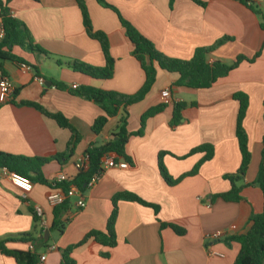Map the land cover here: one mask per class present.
<instances>
[{"label":"crops","instance_id":"obj_1","mask_svg":"<svg viewBox=\"0 0 264 264\" xmlns=\"http://www.w3.org/2000/svg\"><path fill=\"white\" fill-rule=\"evenodd\" d=\"M92 27L104 32L109 41V53L115 60L110 79L94 78L74 71L68 63L84 61L104 66L105 55L98 40L91 38L83 24L82 12L75 0H12V14L29 28L35 43L49 55L31 53L14 47V52L32 65L23 69L20 63L2 62L5 75L14 83L16 103L36 101L51 112L64 114L78 129L81 140L67 163L56 160L44 165L48 183H34L32 192L24 198L22 192L0 169V239L32 234L41 238L49 231L47 253L43 264H61L62 250L79 242L90 230H105L112 210V197L128 191L138 195L153 207L136 201H118L116 220L117 244L107 248L88 241L76 247L71 256L76 264H233L240 244L231 237L246 233L250 217L263 210V193L258 185H246L242 200L224 201L217 195L227 192L231 183L224 176L235 173L241 163L236 136L239 102L233 94L244 92L249 104L243 125L248 134L251 162L245 183L256 180L264 149V30L260 16L238 0H105L116 7L156 48L164 54L190 59L199 47L230 37L226 43L207 55L209 62H233L244 55L252 62L242 61L227 76L209 88L194 89L176 86L178 74L159 69L154 84L145 97L128 107L127 129L130 133L126 153L131 159L128 168H108L93 186L82 193L86 206L77 208V197L56 222L63 231L52 228L54 208L47 201L54 178L65 172L77 174L75 163L90 145L111 140L119 125V116L109 118L99 134L92 130L102 110L92 100L71 92L73 85L93 86L132 94L138 91L145 74L134 57L133 45L121 26L118 14L98 0H85ZM264 12V0H253ZM2 34L0 17V38ZM58 61L61 64H58ZM63 82L60 89L41 83ZM74 89V88H73ZM168 90L172 100L196 102L183 111L177 125H171L173 103L148 119L144 135H134L140 127L141 115L150 107L164 102L162 91ZM71 133L56 121L30 106L0 102V151L26 157H47L66 150ZM201 145H211L214 156L205 161L195 175L168 185L160 174L158 154L172 178L192 170L204 153L189 152ZM185 156V157H184ZM42 207L43 216L34 221L30 207ZM162 223H173L184 229L178 234ZM221 231L222 236L211 235ZM42 239V238H41ZM51 246L55 248L49 250ZM12 249H29L30 244L10 241ZM109 252L108 257L102 253ZM0 264H17L0 251Z\"/></svg>","mask_w":264,"mask_h":264},{"label":"trees","instance_id":"obj_2","mask_svg":"<svg viewBox=\"0 0 264 264\" xmlns=\"http://www.w3.org/2000/svg\"><path fill=\"white\" fill-rule=\"evenodd\" d=\"M10 1L12 0H0V17L3 31V36L0 38V73L5 75L2 62L9 60L30 65L33 67L36 74H38L37 66L30 64L26 59L16 54L14 52V47L18 46L31 53H43L49 55V52L34 42L28 26L12 14L9 7ZM75 1L82 12L83 24L86 28V32L91 38L98 40L101 44L105 55V65L93 66L80 60H73L69 62L68 65L74 71L87 74L91 77L110 79L114 74L115 60L109 53L108 37L104 32L93 29L86 1ZM98 1L104 6L112 8L118 14L120 24L125 29L126 35L133 45L132 53L139 61L140 66L144 71L145 81L142 87L132 94L99 89L93 86H80L75 89H71V92L75 95L92 100L101 108L103 112L102 115L96 118L92 124V130L95 134H99L103 130L111 117L119 116V125L116 133L113 134L114 137L111 140L101 145H90L86 149L85 153L89 155L88 168L86 170H79L76 175L70 176V180L65 181L62 184L64 190H67L71 184H74L83 192L88 187V183L91 178L101 170L102 159L110 154H114L116 160H125L128 163H131V159L126 153L125 147L130 135L127 129L128 117L130 114L128 107L140 102L145 97L156 81L159 69L165 70L169 73L178 74V79L174 83L176 86L202 89L213 86L220 79L227 76L233 69L237 68L242 61L246 60L252 62L255 57L259 55L258 52L256 56L251 59L244 55H239L231 63L222 61H215L212 63L209 62L207 60V55L231 39L230 37H224L210 46L197 48L190 59H180L168 56L158 50L150 39L144 36L130 21L125 19L116 7L109 4L105 0ZM192 1L203 6L205 5V3L201 0ZM238 1L248 6L252 11L260 16V27L264 30V12L258 7L256 2L253 0ZM172 3L173 0H171V4ZM58 64H61V62L58 61ZM52 82L60 89L67 88V85L63 82L55 80H52ZM15 94L16 91L14 90L13 95ZM233 97L239 102V112L236 122V136L241 153V163L235 173L224 176L230 181L231 188L227 192L217 195V197L222 198L224 201L237 202L242 200L241 192L246 185L255 184L260 187L263 193L262 212L251 215L249 219L250 226L246 233L236 235L231 238L238 241L240 244L239 253L233 264H264V149L262 151V160L256 180L252 183H245L244 178L252 158L249 148L248 134L243 125L244 117L248 109L249 98L244 92H236L233 94ZM10 101L17 105L33 107L44 116L56 121L60 127L68 129L71 133L66 150L55 155L47 157H26L0 151V169L7 168L9 171L25 175L29 177L33 183H48L44 177L42 169L44 165L53 160H56L61 164L67 163L73 156L76 146L81 140V134L64 114L60 112H51L39 102L22 100L16 103L13 100ZM195 105L196 102L175 101L173 103V114L170 124L177 125L182 119L183 111L187 107ZM167 106L168 103L162 102L147 109L140 117L139 129L133 134L139 136L144 135L148 119L164 111ZM197 152L204 153L202 159L192 170L182 174L179 178H172L164 164L163 158L167 152L161 151L158 154L160 174L168 185H174L187 176L195 175L200 166L214 156V148L211 145L198 146L192 149L188 155ZM120 200L136 201L140 204L151 206L156 211L158 210V206L146 202L132 192L124 191L115 194L112 197L113 207L107 220L106 229L90 230L79 242L63 249L61 252V264H76V261L71 256L73 250L90 240L95 241L108 249L116 246L118 242L116 236V220L118 216V201ZM69 204L70 199L66 200L63 204L53 207L54 221L52 223V228L58 229L60 232L63 231V224L59 221L56 222L55 220L58 219L65 210H67ZM30 211L32 212L34 221L38 222L40 217L38 216L36 209L34 207H30ZM161 226H168L178 234H183L185 232L183 228L173 223H162ZM10 241L33 244L34 249H12L8 247V242ZM47 243L48 241L45 239L33 237L32 234L28 233L18 237L0 239V251L6 256L13 257L17 264H39V257L41 254L40 250L47 248ZM102 255L104 257H108L109 252H104Z\"/></svg>","mask_w":264,"mask_h":264},{"label":"built area","instance_id":"obj_3","mask_svg":"<svg viewBox=\"0 0 264 264\" xmlns=\"http://www.w3.org/2000/svg\"><path fill=\"white\" fill-rule=\"evenodd\" d=\"M3 36V31L1 37ZM23 69H29L30 67L25 63H20ZM41 83H44V79L38 77ZM77 85H73V88H77ZM15 90L14 83L11 79L0 73V102L5 103L9 102L12 99L13 92ZM162 97L164 98L165 103L174 102L171 98L170 92L168 90L162 91ZM89 166V155L83 154L75 163V167L77 171L79 170H86ZM128 168L129 164L125 160H116L114 154H110L104 157L101 161V170L96 173L88 183V186H93L99 177L101 176L102 172H104L108 168ZM2 172L5 176H7L11 182L20 189L22 192V196L27 198V196L32 192L34 183L31 179L25 175H22L17 172L9 171L7 168H2ZM70 176L67 175L65 172H60L53 180L52 189L47 194V201L52 206L55 207L57 205L63 204L66 200L71 199L73 197H77L76 206L79 209H82L86 206V199L83 196L82 191L74 184H71L67 190H64L62 184L65 181H69ZM36 212L39 217L43 216V209L40 206H37ZM214 238H219L222 236L221 231H216L212 235ZM30 250L34 249L33 244H30ZM54 246H51L49 250L54 249ZM47 253H41L39 257V264H43L46 259Z\"/></svg>","mask_w":264,"mask_h":264},{"label":"water","instance_id":"obj_4","mask_svg":"<svg viewBox=\"0 0 264 264\" xmlns=\"http://www.w3.org/2000/svg\"><path fill=\"white\" fill-rule=\"evenodd\" d=\"M44 84L49 87L52 85V82H50L49 80H46V81H44ZM41 238L48 241L49 240V231L47 230Z\"/></svg>","mask_w":264,"mask_h":264}]
</instances>
